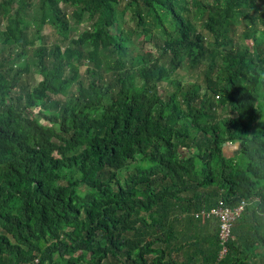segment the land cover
Listing matches in <instances>:
<instances>
[{
    "label": "trees",
    "instance_id": "1",
    "mask_svg": "<svg viewBox=\"0 0 264 264\" xmlns=\"http://www.w3.org/2000/svg\"><path fill=\"white\" fill-rule=\"evenodd\" d=\"M0 264H264V0H0Z\"/></svg>",
    "mask_w": 264,
    "mask_h": 264
},
{
    "label": "built area",
    "instance_id": "2",
    "mask_svg": "<svg viewBox=\"0 0 264 264\" xmlns=\"http://www.w3.org/2000/svg\"><path fill=\"white\" fill-rule=\"evenodd\" d=\"M248 204L246 202L242 203L241 206L232 209L226 207L223 203L215 209L206 211L203 210L200 214L207 217H217L221 221V241H222V252H220V258H224L229 253V243L232 240V226L236 220L242 216L245 212ZM200 215L198 214L197 217Z\"/></svg>",
    "mask_w": 264,
    "mask_h": 264
},
{
    "label": "rangeland",
    "instance_id": "3",
    "mask_svg": "<svg viewBox=\"0 0 264 264\" xmlns=\"http://www.w3.org/2000/svg\"><path fill=\"white\" fill-rule=\"evenodd\" d=\"M41 31H42L43 35H45V36H51V34L53 33L54 30H53V28L51 26L44 25L42 27ZM233 150H234L233 152L232 151H229V155L233 156L234 154H236L238 152V148H236V147H235V149L233 148ZM230 152H232V153H230Z\"/></svg>",
    "mask_w": 264,
    "mask_h": 264
}]
</instances>
